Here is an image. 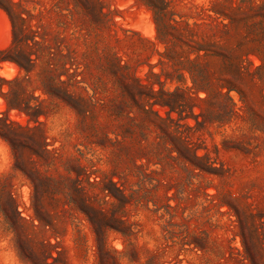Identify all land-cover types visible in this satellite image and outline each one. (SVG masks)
I'll return each mask as SVG.
<instances>
[{
  "label": "rangeland",
  "instance_id": "1",
  "mask_svg": "<svg viewBox=\"0 0 264 264\" xmlns=\"http://www.w3.org/2000/svg\"><path fill=\"white\" fill-rule=\"evenodd\" d=\"M0 264H264V0H0Z\"/></svg>",
  "mask_w": 264,
  "mask_h": 264
},
{
  "label": "trees",
  "instance_id": "2",
  "mask_svg": "<svg viewBox=\"0 0 264 264\" xmlns=\"http://www.w3.org/2000/svg\"><path fill=\"white\" fill-rule=\"evenodd\" d=\"M158 103H160V102H154L153 104H158Z\"/></svg>",
  "mask_w": 264,
  "mask_h": 264
}]
</instances>
